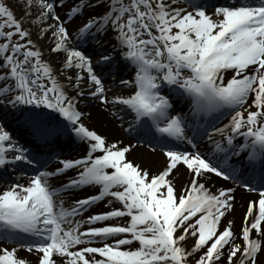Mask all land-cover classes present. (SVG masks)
Segmentation results:
<instances>
[{
  "label": "snow or ice",
  "instance_id": "1",
  "mask_svg": "<svg viewBox=\"0 0 264 264\" xmlns=\"http://www.w3.org/2000/svg\"><path fill=\"white\" fill-rule=\"evenodd\" d=\"M98 3L105 0H79L67 13L69 21ZM55 7L54 0H23L18 18L0 0V106L58 114L86 154L59 160L55 171L42 170L46 163L39 154L0 125V169L17 164L35 169L26 185L13 182L0 191V264H31L18 249L33 254L35 264H264V0H107L103 14L75 26V41ZM29 19L37 39H51L50 52L64 54L59 69L43 58L24 27ZM89 38L95 46L85 51L80 46ZM118 58L134 72L120 81L131 90L109 98L104 70ZM85 81L87 90L81 87ZM165 86L190 98L187 112L172 114L169 95L161 94ZM89 96L111 105L121 124L128 117L125 132L157 140L164 159L156 171L128 158L135 148L131 142L109 140L83 123L78 98ZM225 117L220 127L212 123ZM34 122L38 135L51 134L38 117ZM205 136L213 154H224V166L197 150V138ZM172 141L192 150H175ZM229 156L258 169L259 183L255 176L238 179L243 173L227 164ZM178 165L190 176L181 192L174 184ZM69 169L75 177L52 187L50 178ZM207 173L257 194L247 204L239 234L231 219L220 228L233 209L234 189L210 192ZM85 186L98 187V194L65 207L59 194ZM105 197L120 206L75 219ZM102 221L115 223L92 226Z\"/></svg>",
  "mask_w": 264,
  "mask_h": 264
},
{
  "label": "bare ground",
  "instance_id": "2",
  "mask_svg": "<svg viewBox=\"0 0 264 264\" xmlns=\"http://www.w3.org/2000/svg\"><path fill=\"white\" fill-rule=\"evenodd\" d=\"M23 3V0H14L13 2V11L15 12L16 16L19 18L22 13H21V5ZM103 4H97L95 8H85V20L89 15H98L102 14L103 11ZM84 20L76 19L70 22L69 26L70 28H75L76 25L82 24ZM24 27L28 28L32 32V39L36 43V46L42 51L43 53V58L47 61L52 62L53 66L56 67L57 69L60 68L59 60H62L63 57L59 54V57L57 54L51 53L50 52V46L52 45L53 41L49 38L45 39H37L36 35V28L33 27V25L30 22V19L25 22ZM109 42L114 43V40H112L111 36L109 35L108 37ZM107 46V45H105ZM94 62V60H93ZM69 73H73L72 70H68ZM121 78V77H120ZM61 80H63V76L60 77ZM81 87H84L85 90L87 89V84L85 83V86L81 84ZM116 87V91L112 93V95H126L127 92H121L120 88ZM70 95H74L75 93L73 91H69ZM79 102L77 104V107H83L84 112H89L88 118H84V122L91 127V130L97 131L99 134L106 136L109 140L112 139H122L125 143L131 142L130 140H127L124 135L121 132V128L118 127V123L114 120L115 118L112 116L113 112V107L111 105H105L104 107L101 104H98L95 109H89L86 103H89V100H85L82 97L78 98ZM85 106V107H84ZM116 110V109H115ZM6 112V111H4ZM8 115V114H7ZM59 125H62L63 122L60 121L58 123ZM132 143V142H131ZM129 159L138 162L141 164V167H148L150 172L156 171L160 165L163 163V157L160 156L159 154L153 153V152H148L144 149H141L137 146H135L134 150L128 157ZM179 171L177 172L174 170L175 174V179H174V184L176 186L177 192L183 191L185 188L189 186V173L184 166L178 165ZM208 177L207 181L205 182V186L208 188V190L212 193H215L220 187L222 186V183L219 182L216 178H213L212 176L206 174ZM64 181H56L54 186H59L63 183ZM223 188V187H222ZM231 188V187H230ZM76 195L73 199H83L85 198V194H78V193H72L70 195L66 196H60L64 202V206L68 207V204L70 202V199ZM234 196V201L233 203V209L226 213L225 217L221 219L220 222V228L226 224L228 219H231L233 221V231L237 234H239L242 223H243V216L246 212V207L247 204L250 200H252L250 195L244 194V193H239V191L233 192ZM254 231V230H253ZM19 253V252H18ZM23 254V253H22ZM21 258H35L33 254L26 255L23 254L18 255Z\"/></svg>",
  "mask_w": 264,
  "mask_h": 264
},
{
  "label": "rangeland",
  "instance_id": "3",
  "mask_svg": "<svg viewBox=\"0 0 264 264\" xmlns=\"http://www.w3.org/2000/svg\"><path fill=\"white\" fill-rule=\"evenodd\" d=\"M5 2H7V4H9V6L10 7H12L13 5V2H14V0H5ZM104 9H105V6H104ZM97 101H94L93 102V104H91L90 106V108H92V109H95V107L97 106ZM101 104V103H100ZM104 106V105H103ZM85 125L90 129L91 127L86 123V121H85ZM133 246H135V245H133Z\"/></svg>",
  "mask_w": 264,
  "mask_h": 264
}]
</instances>
